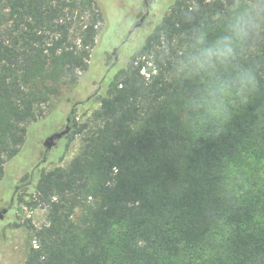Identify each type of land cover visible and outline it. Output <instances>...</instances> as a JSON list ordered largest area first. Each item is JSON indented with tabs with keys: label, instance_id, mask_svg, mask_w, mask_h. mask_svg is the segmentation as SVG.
Listing matches in <instances>:
<instances>
[{
	"label": "trees",
	"instance_id": "trees-1",
	"mask_svg": "<svg viewBox=\"0 0 264 264\" xmlns=\"http://www.w3.org/2000/svg\"><path fill=\"white\" fill-rule=\"evenodd\" d=\"M246 6L259 0H172L130 61L86 95L97 0H0V182L62 83L75 89L58 158L86 127L77 110L100 103L68 168L22 177L48 207L47 224L26 221L24 264H264V30L215 73L176 71L194 33L214 41ZM239 67L259 82L247 100L215 87Z\"/></svg>",
	"mask_w": 264,
	"mask_h": 264
},
{
	"label": "rangeland",
	"instance_id": "rangeland-1",
	"mask_svg": "<svg viewBox=\"0 0 264 264\" xmlns=\"http://www.w3.org/2000/svg\"><path fill=\"white\" fill-rule=\"evenodd\" d=\"M171 1L97 0L104 20L98 28L89 67L79 73L87 83L86 95L89 90L94 95L98 88H105L107 80L130 61ZM74 89L68 83L59 86L58 92L42 107V115L27 124L26 141L19 155L5 164L0 182V264H24L31 236L26 221L31 220L35 226L48 222V207L32 203V196L21 183L22 177L38 172L41 167L68 168L86 143L93 113L100 107L96 97H91L92 103L86 112L77 110L76 122L86 127L68 141L65 152L58 158L65 144L61 136L70 130L68 114L72 103L69 99L74 97Z\"/></svg>",
	"mask_w": 264,
	"mask_h": 264
},
{
	"label": "clouds",
	"instance_id": "clouds-1",
	"mask_svg": "<svg viewBox=\"0 0 264 264\" xmlns=\"http://www.w3.org/2000/svg\"><path fill=\"white\" fill-rule=\"evenodd\" d=\"M264 30V0L259 7L246 6L226 22L225 31L209 42L202 31L193 35L192 50L177 66V74L191 77L197 74H212L223 66L232 64L238 50L242 49L255 34ZM215 87L235 92L243 100L259 88L256 72L252 68L239 67L227 80L219 79Z\"/></svg>",
	"mask_w": 264,
	"mask_h": 264
},
{
	"label": "flooded vegetation",
	"instance_id": "flooded-vegetation-1",
	"mask_svg": "<svg viewBox=\"0 0 264 264\" xmlns=\"http://www.w3.org/2000/svg\"><path fill=\"white\" fill-rule=\"evenodd\" d=\"M62 133H60V135H61ZM50 146H52V143L50 142Z\"/></svg>",
	"mask_w": 264,
	"mask_h": 264
}]
</instances>
